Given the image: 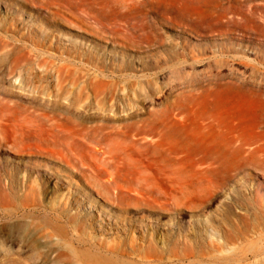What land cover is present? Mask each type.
I'll list each match as a JSON object with an SVG mask.
<instances>
[{
	"label": "rangeland",
	"instance_id": "rangeland-1",
	"mask_svg": "<svg viewBox=\"0 0 264 264\" xmlns=\"http://www.w3.org/2000/svg\"><path fill=\"white\" fill-rule=\"evenodd\" d=\"M0 264H264V0H0Z\"/></svg>",
	"mask_w": 264,
	"mask_h": 264
},
{
	"label": "bare ground",
	"instance_id": "bare-ground-1",
	"mask_svg": "<svg viewBox=\"0 0 264 264\" xmlns=\"http://www.w3.org/2000/svg\"><path fill=\"white\" fill-rule=\"evenodd\" d=\"M155 121L157 122V121H159V119H156ZM169 130H170V128L168 129V131H169ZM142 137H143V136H142ZM170 138L173 140L172 136H171ZM157 141H158V140H157ZM217 155H218V154H217ZM220 160H221V159H220ZM246 160H247V161H246ZM241 161H243L242 164H244V163L247 164V163H246V162H248V158H247V156H246V157L244 156V157L241 159ZM225 162H226V161H225ZM225 162H224V163H225ZM221 163H222V164L219 165L220 167H222L223 164H224L223 162H221ZM219 166L217 165L216 168H220ZM131 198H132V199H135L136 202L141 201L140 198H139L138 196H131Z\"/></svg>",
	"mask_w": 264,
	"mask_h": 264
}]
</instances>
